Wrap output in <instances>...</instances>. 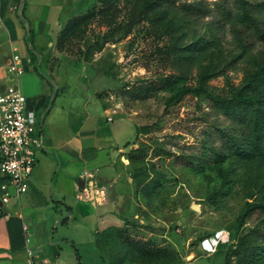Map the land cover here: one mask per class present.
<instances>
[{"label": "rangeland", "instance_id": "1", "mask_svg": "<svg viewBox=\"0 0 264 264\" xmlns=\"http://www.w3.org/2000/svg\"><path fill=\"white\" fill-rule=\"evenodd\" d=\"M22 1L12 4L10 15L24 30L26 48L20 40L17 45L31 63L16 78L10 70L15 44L5 46L8 56L0 48V63L6 59L0 92L20 88L39 125L44 116L46 152H37L34 183L49 195L65 189L69 197L68 171L99 168L109 204L95 206L74 193L71 200L97 214L93 226L106 231L103 248L115 253L120 237L127 245L170 250L163 258L126 249L120 264H224L240 235L260 243L250 232L264 230V213L247 209L264 203V150H236L248 142L243 126L218 110L213 97L241 96L264 112V0ZM148 86L152 90L136 92ZM27 197L23 220L11 202L0 203V253L6 252L5 221L24 222L27 238L36 232L44 244L57 242L52 261L79 264L78 253L82 264H107L95 247V229L79 219L64 222L69 212L52 201L38 214ZM44 220L53 222L46 236L39 229ZM228 232L213 249L205 245ZM231 264L264 260L233 257Z\"/></svg>", "mask_w": 264, "mask_h": 264}, {"label": "crops", "instance_id": "2", "mask_svg": "<svg viewBox=\"0 0 264 264\" xmlns=\"http://www.w3.org/2000/svg\"><path fill=\"white\" fill-rule=\"evenodd\" d=\"M16 0H0V48L1 50V54L3 56H8L9 54V49L10 47H5L8 43H14L15 47H17L19 49L20 52V45H17V40H20V42L22 43V46H24V48H26L25 43H24V30H22L21 28H16V26L13 24L14 22L11 19V15H10V10L12 9V4L15 2ZM26 1V0H24ZM23 1V2H24ZM22 35V37H21ZM20 39H19V38ZM21 53V52H20ZM22 54V53H21ZM23 56L27 57V55L22 54ZM6 60V59H5ZM3 60V61H5ZM2 61V62H3ZM1 62V63H2ZM0 63V64H1ZM4 79V73L2 72V66H0V80ZM44 104V101L40 102V104L37 106V109H39L40 106H42ZM30 107L32 108L33 104L30 102L29 103ZM36 109V110H37ZM110 134V133H109ZM128 142V140H126ZM125 141V142H126ZM117 144V143H116ZM44 146V144H43ZM117 148L119 146H115V145H110V148ZM43 152H46L45 149H41ZM84 150L85 149H81ZM120 149L117 150L116 153H114L115 158H116V154L120 153L119 151ZM80 154V153H79ZM95 154V153H94ZM81 157L82 154H80ZM61 157L59 156V171L64 172L67 167L62 165L61 162ZM83 163L87 164L90 162L91 157H83L82 158ZM38 162H39V158L37 157V162L33 171V174L31 176L30 179V183H29V189L26 193H24L21 196L20 202H11L10 204H12V212L18 216V218L20 219H24V213H23V208H22V197L23 196H28V201L30 203L31 206H33L31 209L34 210L36 213H41V211L46 210L47 207H50L51 205V201L55 202V205L53 204V206H55V208H57L58 206L63 205L65 206L66 210L69 212V215L63 219V221L66 219V223H68L71 219H73V221H76L79 219V221L81 223H84L85 226L86 224H88L90 226V230L93 231L92 229H95V231L93 232V238H94V244H95V234L97 233V231L99 230L98 228V224H94L93 226V222L95 220V217L97 216V214L94 213H90L91 211L87 212L83 206H85V204H81V203H75L73 202L71 199L73 197V193L75 194V197L79 200H82L84 202H92L95 206H105L107 204H109L110 202V198L108 196V193L106 192V189L104 192H101V189L105 186L104 184V178L101 177L100 175V169L97 168L94 170V172L92 171H81V170H75L73 169V171H68V176H69V181H70V189L71 190V196L67 197L64 196V193H66L67 191H65V189H62L61 191H56V194H52L49 195L45 192V189L41 186V184L39 183H34L33 179L38 174ZM113 164H115V162H112ZM121 163L123 168L126 166V164H128V161L126 158L121 159ZM119 171V170H118ZM85 172H89L92 174V178L87 177L85 175ZM118 176L119 177H124V169L123 171H119L118 172ZM84 179L86 182V188L90 191V197L87 198L85 196V191L80 190L79 186H78V180L79 179ZM89 180H92L93 183L89 184ZM117 178L114 177L113 181H116ZM83 191V192H82ZM80 192H82L81 194H79ZM35 195V196H34ZM122 197V196H121ZM46 212V211H45ZM7 217V215L5 216ZM92 218H94L92 220ZM77 222V221H76ZM52 220L49 221H42L40 223V230H41V235L44 233V235L46 236L48 234V231L52 225ZM24 225L27 226L28 230L25 231L24 230ZM94 227V228H92ZM5 231H6V235H7V244H6V252L5 253H0V259H8L11 260L13 262V264H60V261H52L51 257H58L59 252L57 247L55 246V244L57 242L48 244L47 242L44 244L41 241L38 240L37 238V234L35 232L34 236H31V239L27 238L26 235L24 233H28L30 228L28 227V225L26 223L23 222L22 226L19 225V223H15L13 221H5ZM30 244V247L28 246V244ZM75 245L74 241H73V246ZM96 249L100 252L101 256L104 258L102 252L100 251V249L97 248L96 244H95ZM5 249V248H4ZM29 250L31 251V254H29ZM78 250V248H77ZM76 250V251H77ZM40 254H43V257L40 256ZM76 260H77V253H76ZM104 260L106 261V263L108 264V260L106 258H104ZM78 261V260H77ZM79 264H82V262H78Z\"/></svg>", "mask_w": 264, "mask_h": 264}, {"label": "built area", "instance_id": "3", "mask_svg": "<svg viewBox=\"0 0 264 264\" xmlns=\"http://www.w3.org/2000/svg\"><path fill=\"white\" fill-rule=\"evenodd\" d=\"M29 35L30 32H28V38ZM38 57L40 64L42 58L40 55ZM30 63V57L23 56L17 47L12 46L10 70L16 78L25 73ZM29 103L18 87L10 86L0 92V184L2 188L0 203L2 205L12 201L19 203L21 196L28 191L37 162V152L43 148L41 127L44 116H41L39 125V114L30 107ZM109 119L112 120L113 117L109 115ZM85 175L92 178L89 172H85ZM92 183L93 181L89 180V184ZM101 190L104 192L105 188ZM84 191L85 196L89 198L90 191L87 188ZM24 230H28L26 225ZM229 235V232L222 233L218 237L219 240H227ZM29 254H31L30 250Z\"/></svg>", "mask_w": 264, "mask_h": 264}, {"label": "trees", "instance_id": "4", "mask_svg": "<svg viewBox=\"0 0 264 264\" xmlns=\"http://www.w3.org/2000/svg\"><path fill=\"white\" fill-rule=\"evenodd\" d=\"M183 10L191 11L190 5H183ZM79 19H74V21H78ZM31 35H29L30 37ZM32 52V51H31ZM32 54H34L32 52ZM136 92H148L151 89L150 86L148 87H137ZM214 106L225 113H233L234 118L236 121L243 126V129L246 133V139L248 140L245 147L237 146L236 150L242 153H248L249 151L255 153L261 150H264V112L259 111L258 109L254 108L251 104L250 100L237 96L232 98H226L222 96H215L213 97ZM51 109L47 110V113ZM138 128L142 127H137ZM126 157L129 160H133L132 155L127 154ZM128 161V160H127ZM247 212H258L259 214L264 213V203L258 204H250ZM66 219L64 220V222ZM250 234L254 235V239H260L261 242H254L247 237V235H240L236 245L234 247L229 248L224 258V264H231V260L233 257H238L240 260H247L251 263H257L264 260V230L262 229H253ZM106 231H101L100 233L95 234V244L98 249L102 252L104 258L108 260V264H120L124 259V254L126 249H135L141 256H161L163 258L170 257V250L166 248V252L163 253L160 249H155L147 242L143 243H133L131 245H127L125 243V239L119 237L118 239V246L115 253L113 251H107L103 248V242L105 239ZM120 240V241H119ZM122 240V244H121ZM125 244H124V243ZM77 250V247L74 245ZM124 248V249H122ZM154 248V249H153ZM154 250V251H153ZM143 252V253H140ZM77 260L80 262L79 254L77 253Z\"/></svg>", "mask_w": 264, "mask_h": 264}, {"label": "bare ground", "instance_id": "5", "mask_svg": "<svg viewBox=\"0 0 264 264\" xmlns=\"http://www.w3.org/2000/svg\"><path fill=\"white\" fill-rule=\"evenodd\" d=\"M101 192H103L102 190H101ZM195 207H199V206H195ZM198 209V208H197ZM222 233H217L215 236H213L212 238H210V239H206V241H205V245L207 246V248L208 249H210V248H214L213 247V245L214 244H218V242H219V237H220V235H221ZM219 236V237H218ZM214 243V244H213Z\"/></svg>", "mask_w": 264, "mask_h": 264}, {"label": "water", "instance_id": "6", "mask_svg": "<svg viewBox=\"0 0 264 264\" xmlns=\"http://www.w3.org/2000/svg\"><path fill=\"white\" fill-rule=\"evenodd\" d=\"M23 1H24V0H23ZM23 1H22V2H23ZM78 186H79V189H80V190H83L84 188H86V182H85V180L82 179V178L79 179V180H78ZM195 208L197 209V208H199V207H195Z\"/></svg>", "mask_w": 264, "mask_h": 264}]
</instances>
